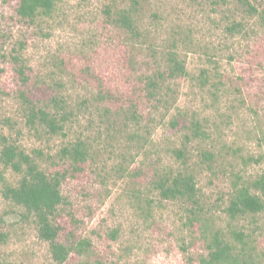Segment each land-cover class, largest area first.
<instances>
[{"label":"rangeland","instance_id":"1","mask_svg":"<svg viewBox=\"0 0 264 264\" xmlns=\"http://www.w3.org/2000/svg\"><path fill=\"white\" fill-rule=\"evenodd\" d=\"M237 2L143 0L135 36L106 14L128 0H58L33 22L18 16L19 0H0V149L6 136L43 170L65 174L62 240L87 244L64 264H200L207 229L209 238L249 234V253L264 264V213L225 212L236 187L264 177V21L243 16ZM233 21L243 33L231 36ZM172 46L187 73L149 101L147 79ZM100 90L113 100L101 102ZM22 94L37 105L64 100L74 114L65 135L30 128ZM132 106L138 118L129 122ZM192 119L204 134L187 140ZM78 139L89 155L77 165L62 150ZM179 172L194 174L198 204L161 196L158 180ZM20 177L0 162V264H57L34 220L3 196Z\"/></svg>","mask_w":264,"mask_h":264},{"label":"trees","instance_id":"2","mask_svg":"<svg viewBox=\"0 0 264 264\" xmlns=\"http://www.w3.org/2000/svg\"><path fill=\"white\" fill-rule=\"evenodd\" d=\"M58 0H19L16 9L20 18L25 21L33 22L39 16H50L57 6ZM131 4L127 7L109 6L106 14L113 24L124 29L128 35L139 36V25L142 21L138 14L139 7L143 0H128ZM238 8L243 16L254 17L260 15L264 21V5L261 0H237ZM260 1V2H259ZM224 4L228 0H223ZM245 30L242 22L233 21L227 26V31L233 35L241 34ZM176 40H174L175 42ZM173 42V43H174ZM175 46V45H174ZM172 46V50L167 53V61L163 69H159L157 74L148 78L146 83V97L148 100H158L160 90L165 80H175L187 73L185 63L177 50ZM177 47V46H176ZM14 63L19 64V58L13 57ZM21 79L28 80L26 69L21 66L18 70ZM204 75V74H202ZM205 77V76H202ZM206 78V77H205ZM203 79V78H202ZM22 98L27 101L26 107L27 121L30 128L39 129L37 126L45 128V133L50 135L63 134L67 132V127L73 119V111L64 110V100L53 98L51 103L37 105L35 101H29L22 94ZM98 99L101 102L113 100L109 93L105 94L100 90ZM168 100H164L167 102ZM41 102V101H40ZM43 102V101H42ZM62 102V111L60 104ZM137 109L132 106L129 111V122L136 121L138 118ZM192 135H187V140L191 137L200 138L204 132L197 120L191 122ZM132 138L140 137L136 132ZM87 143L82 139L72 141L62 150L64 157L70 158L75 164L84 163L88 159ZM179 158L183 157L182 150L176 152ZM210 155V154H207ZM0 162L21 177L16 185L4 184L3 196L5 200L19 206L23 209V215L26 218H32L37 226L40 239L47 242L53 260L57 264H64L70 257L71 253H83L86 249V242L75 244H66L62 240V233L65 227L59 222V210L65 202L62 192L63 180L66 177L62 173H49L43 170L36 160L24 149L15 143L8 142L6 136L2 137L0 149ZM3 179V178H2ZM164 199L184 200L198 204V188L196 178L193 173H169L161 177L157 184ZM199 207V206H198ZM228 216L235 220L239 217L249 215H258L264 213V177L253 183L236 187L230 198L228 206L225 208ZM195 215V213H193ZM197 215V214H196ZM194 219L201 221L198 216ZM202 237L207 243V253L200 258V264H258L249 253V234L244 231H233L227 238L223 232L217 230L209 238L205 232ZM7 235L0 233V245L6 242Z\"/></svg>","mask_w":264,"mask_h":264}]
</instances>
